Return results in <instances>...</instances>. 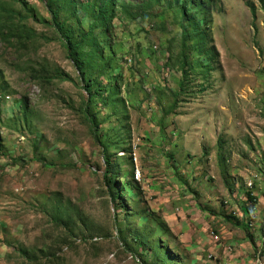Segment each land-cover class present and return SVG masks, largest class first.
Listing matches in <instances>:
<instances>
[{
  "label": "rangeland",
  "instance_id": "374dc122",
  "mask_svg": "<svg viewBox=\"0 0 264 264\" xmlns=\"http://www.w3.org/2000/svg\"><path fill=\"white\" fill-rule=\"evenodd\" d=\"M113 6L106 24L93 0H0V264H220L215 222L252 242L264 0Z\"/></svg>",
  "mask_w": 264,
  "mask_h": 264
},
{
  "label": "crops",
  "instance_id": "0c3cea01",
  "mask_svg": "<svg viewBox=\"0 0 264 264\" xmlns=\"http://www.w3.org/2000/svg\"><path fill=\"white\" fill-rule=\"evenodd\" d=\"M254 200V204L257 211L258 222L256 224L255 230L250 232V237H252V242H246L245 238L238 235L236 227H232L228 225V230L225 225H220V222H215L217 224L216 228L218 230V234L225 240V245L216 244L213 248L216 249V258L220 262V264H256L257 259L264 260V197L260 196L256 192H250L249 195ZM246 220L248 216V212H245ZM245 220V222H246ZM244 221V225H246ZM263 243V244H262ZM259 245L261 250L258 252H254V248ZM227 246V247H224ZM262 246V247H261ZM230 251H228V248ZM237 247V248H236ZM264 264V263H263Z\"/></svg>",
  "mask_w": 264,
  "mask_h": 264
},
{
  "label": "trees",
  "instance_id": "16d2710c",
  "mask_svg": "<svg viewBox=\"0 0 264 264\" xmlns=\"http://www.w3.org/2000/svg\"><path fill=\"white\" fill-rule=\"evenodd\" d=\"M93 7L96 9L95 11V19L100 23H109L113 19V0H93ZM252 19L254 20L255 17V10L252 6L249 7ZM130 13L133 15H138V13H141V7L136 6L129 9ZM51 26L54 28L56 33L61 37L64 47L67 52V56L70 60H72V64L75 66V69L77 70L80 78L82 79L84 76V72L82 71V62L80 61L78 54H77V45L73 44L70 40V38L64 33L63 28L57 23L56 16L52 14L51 17ZM94 85V81L89 80L87 83L84 84L83 89L86 92V94L91 98L92 94L98 93V92H104L100 89H95L93 92L90 91V88ZM88 104H90V100L88 101ZM13 163L15 161H12ZM106 165L105 170V179L108 180V175H110L109 170V162L107 159L104 161ZM250 193L247 194V200L251 203H254V200L249 196Z\"/></svg>",
  "mask_w": 264,
  "mask_h": 264
},
{
  "label": "bare ground",
  "instance_id": "6f19581e",
  "mask_svg": "<svg viewBox=\"0 0 264 264\" xmlns=\"http://www.w3.org/2000/svg\"><path fill=\"white\" fill-rule=\"evenodd\" d=\"M133 176H134L135 180L139 179V177H140L139 169H137V167H135ZM247 186L251 187V184L249 183ZM233 214H234L233 216H235V213H233ZM256 215L257 214L255 212V209H253L251 207V210L248 211V216H247V220H246V226L248 227V229H254L255 228V223H256L255 220L257 218Z\"/></svg>",
  "mask_w": 264,
  "mask_h": 264
},
{
  "label": "built area",
  "instance_id": "2783aa9c",
  "mask_svg": "<svg viewBox=\"0 0 264 264\" xmlns=\"http://www.w3.org/2000/svg\"><path fill=\"white\" fill-rule=\"evenodd\" d=\"M138 169V168H137ZM256 263L258 264V259L256 260Z\"/></svg>",
  "mask_w": 264,
  "mask_h": 264
}]
</instances>
